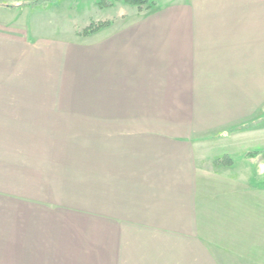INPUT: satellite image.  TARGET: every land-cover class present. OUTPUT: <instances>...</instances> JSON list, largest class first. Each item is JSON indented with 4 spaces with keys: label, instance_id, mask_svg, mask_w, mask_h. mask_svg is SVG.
<instances>
[{
    "label": "crops",
    "instance_id": "obj_1",
    "mask_svg": "<svg viewBox=\"0 0 264 264\" xmlns=\"http://www.w3.org/2000/svg\"><path fill=\"white\" fill-rule=\"evenodd\" d=\"M26 1L0 0V264H240L264 0L119 6L78 39Z\"/></svg>",
    "mask_w": 264,
    "mask_h": 264
},
{
    "label": "rangeland",
    "instance_id": "obj_2",
    "mask_svg": "<svg viewBox=\"0 0 264 264\" xmlns=\"http://www.w3.org/2000/svg\"><path fill=\"white\" fill-rule=\"evenodd\" d=\"M101 1H104L103 3L110 6H106L104 9L99 8L98 2L102 3ZM48 2H50V0H30L26 1L24 4L27 6H43ZM61 6L62 7H52L50 10L56 11V15H54L55 19H60L61 21L67 19L64 22V26L59 24V22L56 23L55 20L56 24L52 23L47 25V27L43 25L42 31L51 30L53 32H61V30L67 27L68 31H74L75 38L77 39L88 36L83 35V32L87 30L90 25H98L104 22L110 24V19L116 17L114 10L119 6L125 7L127 14H131V12L139 13L153 7L151 6L148 8L143 5L138 9L134 6L125 4L123 0H65L61 3ZM49 16L50 14L48 13L42 14V19H53ZM118 18H116L117 21L119 20ZM37 19L40 22L39 19H41V17L38 16ZM69 20L71 22H69ZM257 124H260V121L253 122L252 125L245 124V128L249 126L254 127ZM263 135L264 134L261 136H245L244 147L248 148L254 146V148H257L256 145L258 144L261 148L264 147ZM249 154L253 155L256 154V152ZM234 156L239 158L240 154L237 153ZM247 159L245 158V257L243 260H239V262L240 264H264V152ZM234 173H237V167L234 168Z\"/></svg>",
    "mask_w": 264,
    "mask_h": 264
},
{
    "label": "trees",
    "instance_id": "obj_3",
    "mask_svg": "<svg viewBox=\"0 0 264 264\" xmlns=\"http://www.w3.org/2000/svg\"><path fill=\"white\" fill-rule=\"evenodd\" d=\"M102 3L98 2V7L101 9L106 8V6H110L108 4L103 3L104 1H101ZM123 2L127 5L134 6L138 9H140L143 5L147 6L148 8L154 5V2L151 0H123ZM109 26V23H99L98 25H90L87 30L83 32V35H91L94 32Z\"/></svg>",
    "mask_w": 264,
    "mask_h": 264
}]
</instances>
